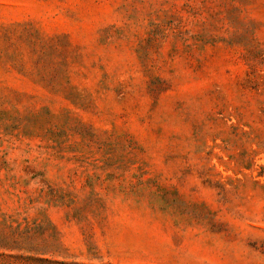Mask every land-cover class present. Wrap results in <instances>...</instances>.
<instances>
[{
	"label": "rangeland",
	"instance_id": "obj_1",
	"mask_svg": "<svg viewBox=\"0 0 264 264\" xmlns=\"http://www.w3.org/2000/svg\"><path fill=\"white\" fill-rule=\"evenodd\" d=\"M0 264H264V0H0Z\"/></svg>",
	"mask_w": 264,
	"mask_h": 264
}]
</instances>
